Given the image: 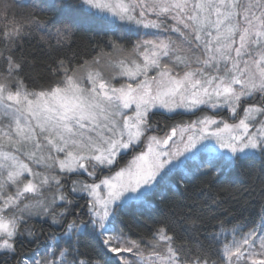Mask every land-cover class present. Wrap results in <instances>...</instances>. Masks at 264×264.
Here are the masks:
<instances>
[{"label": "snow or ice", "instance_id": "1", "mask_svg": "<svg viewBox=\"0 0 264 264\" xmlns=\"http://www.w3.org/2000/svg\"><path fill=\"white\" fill-rule=\"evenodd\" d=\"M254 159L264 0H0V264H264Z\"/></svg>", "mask_w": 264, "mask_h": 264}, {"label": "trees", "instance_id": "2", "mask_svg": "<svg viewBox=\"0 0 264 264\" xmlns=\"http://www.w3.org/2000/svg\"><path fill=\"white\" fill-rule=\"evenodd\" d=\"M157 119L167 118L158 116ZM177 119L180 118L178 117ZM184 119H188V117H184ZM130 157L127 156L121 161V166H124ZM262 178H264V161L260 159L243 160L230 170L227 183L225 184V188L227 189L225 195L234 211L241 209L243 206L244 215L253 218L258 216L261 206L264 205L260 191ZM185 196L186 194L181 192L177 195V199L183 201ZM136 215L140 217L142 225H151L156 213L153 210L144 209Z\"/></svg>", "mask_w": 264, "mask_h": 264}, {"label": "rangeland", "instance_id": "3", "mask_svg": "<svg viewBox=\"0 0 264 264\" xmlns=\"http://www.w3.org/2000/svg\"><path fill=\"white\" fill-rule=\"evenodd\" d=\"M131 158H132V157H130V159H129V160H131ZM129 160H128V161H129ZM126 164H127V163H126Z\"/></svg>", "mask_w": 264, "mask_h": 264}]
</instances>
